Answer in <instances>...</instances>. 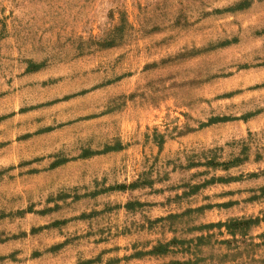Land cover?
Listing matches in <instances>:
<instances>
[{"label": "rangeland", "instance_id": "obj_1", "mask_svg": "<svg viewBox=\"0 0 264 264\" xmlns=\"http://www.w3.org/2000/svg\"><path fill=\"white\" fill-rule=\"evenodd\" d=\"M0 264H264V0H0Z\"/></svg>", "mask_w": 264, "mask_h": 264}]
</instances>
